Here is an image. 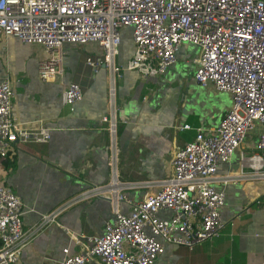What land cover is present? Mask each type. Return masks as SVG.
Segmentation results:
<instances>
[{"label":"built area","instance_id":"obj_1","mask_svg":"<svg viewBox=\"0 0 264 264\" xmlns=\"http://www.w3.org/2000/svg\"><path fill=\"white\" fill-rule=\"evenodd\" d=\"M126 29L132 30L135 54L123 66L118 57ZM0 33L48 52L39 63L43 82L65 76L66 44L97 45L98 54L86 63L95 72L105 68L110 73V113L102 123L110 134L112 176L45 216L41 227L65 207L93 199L108 201L113 218L101 235L88 238L90 247L83 253L64 249L60 264H156L169 245L193 250L219 238L228 224L222 218L227 194L218 186L264 182V0H0ZM184 43L199 50L197 83L229 93L232 108L216 128L195 129L194 139L177 148L171 177L124 182L118 177L116 81L126 71L151 78L166 74ZM13 97L10 82L0 81L2 158L15 153L18 143L47 144L51 139L44 125L14 122ZM83 98L78 83L66 87L67 106L73 109ZM182 129L193 130L190 125ZM256 130L260 137L255 151L240 154L236 174L220 176L219 167ZM141 189L146 193L140 199L129 194ZM24 213L21 197L0 185V264L19 263L32 237L23 228ZM73 241L83 245L79 238Z\"/></svg>","mask_w":264,"mask_h":264},{"label":"crops","instance_id":"obj_2","mask_svg":"<svg viewBox=\"0 0 264 264\" xmlns=\"http://www.w3.org/2000/svg\"><path fill=\"white\" fill-rule=\"evenodd\" d=\"M129 30L122 33L118 63L123 66L135 54ZM190 50V55L182 57V65L177 55L176 63L162 78L126 71L116 81L120 180L162 181L171 177L177 148L194 139L195 129L216 128L232 108L231 95L213 86L202 87L195 94L186 90L189 83L183 80L184 73L199 85L195 81L199 50ZM62 54L65 76L43 82L38 69L48 52L0 33V81H9L14 91V122L26 127L44 125L51 130L49 143H18L9 159L0 160V185L21 197L23 228L32 235L17 264H60L66 248L72 255L83 253L84 247H90L88 238L101 235L105 223L113 218L108 201L93 199L65 207L54 221L41 227L45 216L112 176L110 134L102 123L110 113V73L105 68L95 72L86 63L87 58L98 54L95 44L64 45ZM70 83H78L84 91L83 100L73 109L64 99ZM212 92L223 95L226 108L207 121L199 107ZM184 125L193 130H183ZM248 136L240 154L256 149L257 142L247 143ZM238 159L237 164L232 159L221 165L218 174H236ZM218 188L227 194L222 218L228 224L222 235L193 250L169 245L156 264H264V182ZM129 194L137 199L144 196ZM123 210L129 212L126 207ZM74 237L83 245L76 244Z\"/></svg>","mask_w":264,"mask_h":264},{"label":"rangeland","instance_id":"obj_3","mask_svg":"<svg viewBox=\"0 0 264 264\" xmlns=\"http://www.w3.org/2000/svg\"><path fill=\"white\" fill-rule=\"evenodd\" d=\"M129 31L131 32L132 30L130 29ZM132 40H133V38H132ZM66 45H68V44H66ZM187 48H189V50H187ZM194 48L195 47L193 45H191L190 43H184L181 46V48H180V51H179L180 54H178V59H179V63L178 64L182 65L183 64L182 57L186 53L188 55H190L191 54V50L190 49H194ZM46 58H44V59H46ZM177 67L178 66H176L175 68H177ZM163 76L164 75H162V77ZM162 77H160V78H162ZM183 80L189 83V85L186 86V90H188V88H189V91H191L193 94H195L198 91H200L201 89H203L201 86L199 87V85H197L195 82H193L191 80V77L188 75V73H184L183 74ZM208 96H209V98H204V101H205L204 104H201V108L202 109L199 107V109H200V111H199L200 115L203 116V118L206 119L207 121L208 120H211V119H215L214 116L217 115L218 112L220 113L221 109L223 107H225V105L223 104V98L224 97H223L222 94H220L218 92H212V93H209ZM229 110L230 109H228V111ZM258 131L257 132H254L252 134H249L247 143H249L250 140L251 141H254L255 143L259 141L260 132H258ZM239 157H240V152L239 151H236L235 154H234V157H233V162L236 163V164L239 163V159H238ZM119 159H120V156H118V164H119ZM131 193L135 194L137 197L140 198V197H142L146 193V190L145 189L133 190V191H131Z\"/></svg>","mask_w":264,"mask_h":264},{"label":"trees","instance_id":"obj_4","mask_svg":"<svg viewBox=\"0 0 264 264\" xmlns=\"http://www.w3.org/2000/svg\"><path fill=\"white\" fill-rule=\"evenodd\" d=\"M3 159L6 160V159H9V158H8V157H6V158H2V157H0V160H3Z\"/></svg>","mask_w":264,"mask_h":264},{"label":"clouds","instance_id":"obj_5","mask_svg":"<svg viewBox=\"0 0 264 264\" xmlns=\"http://www.w3.org/2000/svg\"><path fill=\"white\" fill-rule=\"evenodd\" d=\"M126 30H127V29H126ZM124 31H125V30H124ZM124 31H123V32H124Z\"/></svg>","mask_w":264,"mask_h":264}]
</instances>
